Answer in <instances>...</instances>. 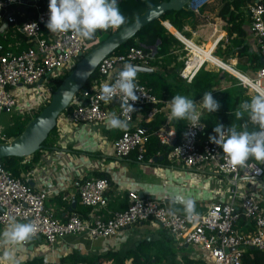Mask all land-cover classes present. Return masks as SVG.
I'll return each mask as SVG.
<instances>
[{"label":"built area","instance_id":"2783aa9c","mask_svg":"<svg viewBox=\"0 0 264 264\" xmlns=\"http://www.w3.org/2000/svg\"><path fill=\"white\" fill-rule=\"evenodd\" d=\"M243 9L249 18V29L264 59V3L259 0L247 2ZM22 11H29L32 17L19 22L17 15L23 14ZM48 16L49 8L44 7L40 0H0V24H12L32 42L27 49L18 53L5 52L0 55V109H25L26 112L41 109L50 99L55 79L74 66L86 46L88 40L73 31L49 32L46 27ZM186 47L190 49L187 45ZM161 58L160 55L156 56L155 48L144 50L140 46H132L125 52L105 56L97 65L103 78L94 80L89 88L73 96L70 121L104 120L108 112L103 106L105 102L100 98L101 86L114 83L125 63L150 66L151 62L160 63ZM189 60L190 56L179 70V75L188 81L200 67L199 64L195 71L185 72ZM249 80L246 84L253 90L257 82L264 87V64L254 69ZM136 83L140 89L137 92L139 99L130 103H134L135 109L149 105L146 116L152 119L162 110L156 105L161 101L155 97L150 87L138 79ZM13 88L23 92L29 88L35 94L34 100H25L23 97L25 99L21 103L19 96L12 92ZM113 100L120 102L119 97ZM122 111L121 106L119 117L126 119L128 125L131 124L135 110L126 116L122 115ZM200 123L199 127L191 128L187 122L176 144L177 131L171 126L164 124L153 131L138 124L130 128L127 126L112 143L114 153L118 158H123L135 151L136 158L143 161L146 159V144L154 136L160 145L170 148L167 155L171 160L188 169L211 165L209 169L222 175L227 182H233L239 177L263 176V168L254 159H249L243 167L233 168L229 165L223 149L210 142L209 135L200 139V135L206 131L205 123L202 120ZM72 186L79 202L91 209L90 218L87 220L74 213L65 221L59 220L45 206V191L33 189L0 164V230L13 218L20 222L31 221L37 227L33 237H41L48 248H53L67 235H80L85 239L107 238L117 235L128 225L141 222L151 225L152 222L170 235L193 245L197 252L193 259L200 260L202 264H244V254L249 249L264 251V207L256 196L247 195L238 200L232 198L220 203L210 202L205 211L195 212V218L189 221L185 213L173 211L157 200L142 199L133 192L129 193V204L124 210L103 211L107 206V177L81 176L73 180ZM170 212L175 215H170ZM240 214L252 219V231L242 233L234 227Z\"/></svg>","mask_w":264,"mask_h":264},{"label":"crops","instance_id":"0c3cea01","mask_svg":"<svg viewBox=\"0 0 264 264\" xmlns=\"http://www.w3.org/2000/svg\"><path fill=\"white\" fill-rule=\"evenodd\" d=\"M221 2L222 0L190 1L189 8L197 11L198 15L205 18V21L196 24L194 27L190 23L185 25L183 30L189 32L188 37L174 28L167 20L163 24H167L165 27L182 43L183 50H185L184 43L182 42L184 40L175 31L181 34L184 39L199 43L202 49L210 45L212 46L211 50H214L215 44L224 37L225 31L224 25L221 26L218 23L222 21L225 24V22L216 16V8ZM245 17L243 25L245 31L244 40L248 45V52L250 54L259 53L256 40L249 29V18L246 12ZM209 18H212L211 22ZM0 43L5 52L16 53L27 49L32 44L17 27L9 23L0 24ZM156 47V44L151 47V49L155 48V54ZM211 50L210 53L212 54ZM229 61L237 63L236 57H230ZM157 63L156 61L153 67L160 65ZM171 65L173 64L171 63L168 67H171ZM227 67L234 74L240 72L236 71L237 69L235 70L231 65H227ZM237 68L239 69V65ZM251 69L252 67L249 68V70ZM177 74L180 76L179 70L176 72V76ZM176 76L172 72L167 74V78L171 81L178 80ZM99 78H103V76L96 77V79ZM96 79H92L89 87ZM138 81L140 82L139 79ZM12 92L16 96H19L21 103L25 98V100L29 98L26 91H20L18 88H13ZM167 102L165 101L164 105L168 108ZM103 106L108 115L115 113L119 116L121 108L119 101L112 100L108 103H103ZM197 107L202 112V107L199 103H197ZM34 111L26 112L25 109L5 111L4 109H0V141L6 140V142H9L16 135H19L20 132L17 129L10 128L14 124V118L17 116L23 118L27 115L30 116ZM63 111L57 117L53 145L40 149V152L36 156H33L34 152L32 155L23 157L20 163L22 165L20 178L33 189L46 192L45 206L59 220L65 221L73 213L79 215L84 220L90 218L91 209L79 202L72 186L73 180L81 176L108 178L109 187L106 191L107 206L103 211L124 210L129 204L130 192L136 193L140 198L145 200L160 201L169 209L181 213H185L183 205L175 203L173 200L178 191L190 196L194 200L195 212L205 211L210 202L220 203L232 198L238 200L240 197L247 195L256 196L264 207L263 185L259 180L239 177L233 182H227L222 175L214 172L213 169H209L211 165L205 168L203 166L188 169L181 163L171 160L167 154L166 156L163 155L161 150L156 151L155 155L143 161H139L136 158L135 151H132L126 157L118 158L114 153L112 143L121 135L124 129H110L107 127L106 119L108 116L99 122H72L69 115L71 109ZM146 113L137 107L134 111L132 123L128 127L130 128L138 124L146 128V124H149L158 114L149 119ZM168 121L167 118L164 124L169 125ZM258 165L264 170V163L258 162ZM99 174L105 176H99ZM259 178H262L264 181V173ZM73 200L74 203H72ZM160 229L163 228L151 226L148 222H141L135 225H128L117 235L107 238L85 239L80 235H67L61 238L53 248H48L41 237L36 236L32 237L24 246H13L6 249L3 244H0V264H8V261L3 257V253L6 250L14 252L20 264H26V261L33 257H43L45 262L58 263L62 256L72 253V251H77L80 255L84 256H96L107 251H116L124 255L128 250L135 249L146 241H152V232H159ZM163 231L167 241L173 242L175 245L183 248L190 246L180 238L170 235L164 229ZM151 248L154 251V248ZM195 255H197L196 251L190 254L184 252L173 257L180 263H182L183 258L186 256L188 260H191L189 264H202L200 260L193 259ZM249 257L254 258L253 252L250 253ZM101 263L110 264L107 260H102ZM126 263L130 264L128 261Z\"/></svg>","mask_w":264,"mask_h":264},{"label":"trees","instance_id":"16d2710c","mask_svg":"<svg viewBox=\"0 0 264 264\" xmlns=\"http://www.w3.org/2000/svg\"><path fill=\"white\" fill-rule=\"evenodd\" d=\"M162 1L165 0H118L120 12L125 17V23L120 27L132 22L138 18L147 8H150ZM252 1L255 0H222V2L216 8V16L225 22L223 28L226 31L227 44L224 45V41L219 40L216 44L215 50L219 49L220 44H223L225 56L236 57L237 63L239 65V71L242 69H247L248 66L255 69L263 65L261 53L259 52L250 54L248 52V45L244 40L245 31L243 25L246 17L242 7L247 2ZM259 1L264 3V0ZM40 2L44 7H48L49 5V0H40ZM22 12L23 14L17 15V20L19 22L32 17L29 11ZM166 20L183 35L188 37L189 32L183 30L184 26L190 23L192 24V27H194L196 24L204 22L205 18L198 15L197 11H193L189 7L178 11H168L162 14L158 19H154L148 24L144 25L127 43L121 44L112 52H125L132 46H140L144 50H151V47H153L155 44L157 45L156 56L160 55L162 57L160 63H157L160 65L158 67H153L155 62H151L150 67L152 66L153 71L137 72V78L140 80V82L151 87L155 96L161 101L156 105L162 110L152 121L149 122V124H146V129L148 131H153L166 122L168 114L170 113V109L169 107L167 108L164 103L165 101H170L176 94L187 96L199 102L205 92L212 91L213 97L220 103L221 107L212 113H208L202 108V112H200L201 120L206 125V131L200 135V139L214 133L213 129L218 123H222L226 130L232 125L237 126L238 130H242V125L247 121L248 118L245 115L243 120H237L234 113L242 101L248 100L250 98L251 95L247 93V88L238 81H233L232 76H230L232 80L227 87H220L222 77L227 76V73L219 68L216 70L206 68L204 64H202L197 69L190 81H186L184 78L182 79L180 76H178V74L176 76V72L184 66V59L180 60L179 58L185 54V50L182 49V43L163 24V22ZM118 28L108 29L107 36ZM100 32L102 31H97L94 38L87 41L86 46L82 51V56L102 42L103 39L97 38ZM175 32L188 45L190 40L184 39L181 34H179L177 31ZM88 43L91 44L87 46ZM211 47L212 46L208 45V47L204 48L203 51V54L208 59V63L226 69H228L227 65H231L233 67L232 62L226 64L213 56L210 53ZM3 53H5V51L3 50V47L0 43V55ZM79 59L80 56L78 57L77 61ZM211 60L214 62H211ZM171 63L173 65L168 67ZM70 70L55 79L53 89L57 87L61 80L69 74ZM170 72H172L178 80H169L167 78V74ZM98 76L101 75L96 68L81 90L89 87L92 79H96ZM78 93L79 92L76 94ZM69 109H71V105H69L64 111H68ZM139 109L146 113L149 109V106L142 105L139 106ZM40 110L41 109H37L30 116L27 115L24 118L17 116L14 118V124H12L10 128L17 129L19 132H21L29 120L37 115ZM186 123V120L168 121V126L174 127L177 130L175 144L179 142L185 130ZM254 127V125L248 122V130H253ZM55 131L56 127H54L49 132L48 136L43 142L45 147L53 145L55 140ZM5 142L6 140L0 141V143ZM150 147L152 148L150 149ZM158 150H161L163 155L166 156L170 148L160 145L154 137H151L145 152V158L152 157ZM39 152L40 150L35 151L33 156H36ZM22 159L23 156H8L0 159V164L6 168L11 175L20 178V170L22 166L20 163ZM256 163H258V161H256ZM99 176L105 175L99 174ZM234 227L242 233H247L254 229L252 219L245 217L243 214H240ZM150 242L151 240L146 241L140 244L137 248L128 250L124 255H121L116 251H107L96 256H84L80 255L77 251H72V253L62 256L58 263L45 262L43 257H33L32 259L27 260L26 264H78L79 262H87L88 264H102V260H107V262H110V264H127V261L130 264H189L191 262V260H188L186 256L183 258L182 263L178 262L175 258H164L161 256V254L154 253L150 246ZM251 252H253L254 258L249 257ZM243 263L264 264V251L258 249H249L247 253L244 254Z\"/></svg>","mask_w":264,"mask_h":264},{"label":"clouds","instance_id":"9594fccd","mask_svg":"<svg viewBox=\"0 0 264 264\" xmlns=\"http://www.w3.org/2000/svg\"><path fill=\"white\" fill-rule=\"evenodd\" d=\"M49 16L46 27L49 32L73 31L80 37L91 40L97 31H107L118 28L125 23V17L120 12L118 0H49ZM138 69L131 63H125L119 71L114 83L103 84L100 98L108 103L119 97L122 106V115L135 110L134 103L139 99L140 92L136 83ZM170 114L169 121L186 120L191 128L200 126L201 114L197 103L208 113L217 111L221 105L213 97L212 91L205 92L199 102L184 95L176 94L167 102ZM235 118L247 121L242 125V130L232 125L225 130L222 123H218L209 135L210 142L223 149L227 163L233 168L243 167L249 159L264 163V87L259 82L254 89V94L248 100L242 101L236 109ZM248 122L255 127L248 130ZM106 126L110 129H125L128 126L126 119L115 113H110L106 119ZM188 135V133H185ZM175 203L183 205V211L189 221L195 218V202L182 192H177L173 197ZM170 215H175L170 212ZM37 232L36 225L31 222H20L13 218L7 226L0 231V244L6 249L13 246H22ZM8 264H20L14 252L6 250L3 253Z\"/></svg>","mask_w":264,"mask_h":264},{"label":"water","instance_id":"95a60500","mask_svg":"<svg viewBox=\"0 0 264 264\" xmlns=\"http://www.w3.org/2000/svg\"><path fill=\"white\" fill-rule=\"evenodd\" d=\"M190 1L165 0L147 8L132 22L112 31L99 45L92 48L85 55L82 56V53H80V59L75 63L69 74L51 92L48 103L29 120L19 135L9 142L0 143V159L8 156L25 157L44 148L43 142L55 127L58 115L70 105L73 96L85 85L99 62L121 44L127 43L144 25L158 19L168 11L188 8ZM262 62L264 64V59H262ZM132 64L137 67L138 72L153 71L151 67L137 63ZM251 179L259 180L262 183V193L264 195V181L262 178L252 177ZM72 203H74V200Z\"/></svg>","mask_w":264,"mask_h":264},{"label":"rangeland","instance_id":"374dc122","mask_svg":"<svg viewBox=\"0 0 264 264\" xmlns=\"http://www.w3.org/2000/svg\"><path fill=\"white\" fill-rule=\"evenodd\" d=\"M209 21L211 22L212 18H209ZM218 23L221 26L224 25L222 21H219ZM171 31H172V29H171ZM106 36H107V31H102L99 33L97 38L98 39H104ZM222 40L224 41L223 44L226 45L227 44L226 31H224V37L222 38ZM90 44L91 43H88L87 46H89ZM196 44L199 45V43H196ZM216 44H215V46H216ZM223 44L222 45L220 44L219 49H217V50H215L216 47H214V50H211V52H212V55H214L216 58L220 59L221 61H223L226 64H229L230 57H225V54H224L225 49H224ZM199 46H201V45H199ZM184 48H185L186 52H185L183 57H180V60L184 59V63H185V61L188 60V57L191 56V51H190V49L189 50L187 49L185 44H184ZM211 62H214V61L211 60ZM202 64H204L206 68H211L214 70L219 68V69H222L224 72L227 73V76L222 77V82L220 83L221 84L220 87H222V88L227 87L232 80L230 78V76H232L233 81H238L240 84H242L244 87L247 88V93H249L250 95L254 94V90L250 86H248L246 83H244L241 79H239L238 74H234L231 71L227 70L226 68L219 67L217 65H212V64L208 63L206 59H204L200 63V66ZM233 67L239 71V69L237 68L238 67L237 63L236 64L233 63ZM249 68L250 67H248L247 69H242V70H240V72L246 74L250 78L251 76H253L254 68H252L251 70H249ZM26 92H27L29 98L34 100V96H35L34 92L32 90H30L29 88H26ZM150 224L152 226H156L152 222ZM157 228H160V227L157 226ZM164 235H165V233H164L163 229H160L159 232H152L153 237H151V238L153 240L150 242V246L154 248V253H159V254H161L162 257L168 259V258H174L173 256H176V255L184 253V252L186 254H188V253L190 254V253L195 252L193 245H190L188 248L180 247L179 245H175L173 242L167 241V239L165 238Z\"/></svg>","mask_w":264,"mask_h":264},{"label":"bare ground","instance_id":"6f19581e","mask_svg":"<svg viewBox=\"0 0 264 264\" xmlns=\"http://www.w3.org/2000/svg\"><path fill=\"white\" fill-rule=\"evenodd\" d=\"M188 47H190L191 50V56L190 60L187 62V67L185 69V72L191 71L198 66V64L203 61L204 59L208 60L206 56L203 54L204 49H202L200 46H198L196 43L189 41ZM229 69V67H228ZM227 69V70H228ZM238 78H240L244 83L249 82V78L246 74H243L241 72L238 73Z\"/></svg>","mask_w":264,"mask_h":264}]
</instances>
